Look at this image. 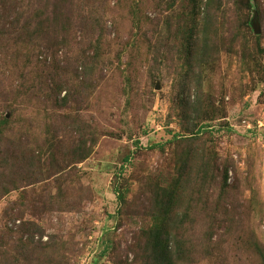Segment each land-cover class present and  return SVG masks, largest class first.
Returning <instances> with one entry per match:
<instances>
[{"label": "rangeland", "instance_id": "1", "mask_svg": "<svg viewBox=\"0 0 264 264\" xmlns=\"http://www.w3.org/2000/svg\"><path fill=\"white\" fill-rule=\"evenodd\" d=\"M40 1L0 0V264H264V0Z\"/></svg>", "mask_w": 264, "mask_h": 264}, {"label": "trees", "instance_id": "2", "mask_svg": "<svg viewBox=\"0 0 264 264\" xmlns=\"http://www.w3.org/2000/svg\"><path fill=\"white\" fill-rule=\"evenodd\" d=\"M210 3H213V1L215 0H209ZM208 1V4H209ZM65 2V1H64ZM62 1H57V0H41L39 3L38 7L32 8L29 14V17L27 19V23H28V28L32 27L33 32H36L38 30V33L41 29L43 28H48L49 24H53L55 22H60V17L62 16V14L64 13L62 10ZM251 2H249V6H251ZM55 8L57 10V14L58 16H56L55 18H51L50 14H51V9ZM211 24V16L206 17L205 22H204V31L205 33H209V27ZM36 25L39 26V29H36ZM37 33V34H38ZM36 34V35H37ZM209 35V34H208ZM11 120L7 119V118H3L0 121V142L3 140V137L5 135V132L10 124ZM46 147V146H45ZM48 148V147H47ZM90 154V152L83 154V157L86 158L88 155ZM33 155L35 156V153L33 152ZM82 159H77V160H83ZM129 159H126V161H128ZM14 162L17 163H21V161H17V157L14 158L13 160ZM31 165H33V163H31ZM31 167V166H30ZM2 188V192L5 194H8L10 192V190L13 189H18L20 187V184L18 183L17 180H11L7 186L0 185ZM118 195L119 197H121L122 199H124V194L121 191H118ZM159 234L161 235V230L159 229ZM159 235V236H160ZM52 242V240L50 241ZM49 242V243H50ZM155 246L153 247V250H155V253L157 254V258L159 260H161L162 264H175L176 262L171 259V253H170V245L169 243H165L163 239H161L160 237L156 238L155 237V241H154ZM27 245V244H26ZM44 245H46L44 248L48 249L49 253L46 256V258L52 254V252L54 250H56V248H58V245H56V242H52L50 244L45 243ZM20 249H24V244L21 243L20 245ZM43 249V248H42ZM45 249V250H46ZM177 254L183 255L182 251H179ZM44 258V259H46ZM172 258H174V256H172ZM171 260V261H170Z\"/></svg>", "mask_w": 264, "mask_h": 264}, {"label": "water", "instance_id": "3", "mask_svg": "<svg viewBox=\"0 0 264 264\" xmlns=\"http://www.w3.org/2000/svg\"><path fill=\"white\" fill-rule=\"evenodd\" d=\"M253 26H254V28H255L256 33L259 34V33H260V28H259L258 20H257L256 17H255L254 20H253Z\"/></svg>", "mask_w": 264, "mask_h": 264}]
</instances>
